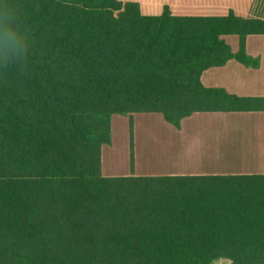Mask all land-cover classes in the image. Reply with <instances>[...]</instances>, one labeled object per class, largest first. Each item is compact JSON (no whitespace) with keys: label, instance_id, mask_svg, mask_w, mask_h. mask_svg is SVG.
<instances>
[{"label":"trees","instance_id":"1","mask_svg":"<svg viewBox=\"0 0 264 264\" xmlns=\"http://www.w3.org/2000/svg\"><path fill=\"white\" fill-rule=\"evenodd\" d=\"M251 35L264 20L233 12L0 0V264H264V175H102L115 115L264 112L202 82L255 63Z\"/></svg>","mask_w":264,"mask_h":264},{"label":"rangeland","instance_id":"2","mask_svg":"<svg viewBox=\"0 0 264 264\" xmlns=\"http://www.w3.org/2000/svg\"><path fill=\"white\" fill-rule=\"evenodd\" d=\"M235 38L238 40L237 36ZM226 118L192 116L183 119V132L179 133V128L166 122L162 114L136 119L115 115L112 118L114 143L105 146L103 154L105 167L127 173L134 171L135 163H138L137 169L148 168L155 172L179 168L210 173L239 171L252 163L250 159L255 160L254 153L250 156L248 150L244 154L228 150L235 149L246 138L249 140L251 135L255 136L257 126L253 121L237 122ZM214 264L232 262L220 259Z\"/></svg>","mask_w":264,"mask_h":264},{"label":"crops","instance_id":"3","mask_svg":"<svg viewBox=\"0 0 264 264\" xmlns=\"http://www.w3.org/2000/svg\"><path fill=\"white\" fill-rule=\"evenodd\" d=\"M123 2H136L140 4L143 15L161 16L165 7H169L175 16H226L233 12L237 16L246 19L264 20V0H121ZM148 5V6H147ZM225 41L232 47L233 52L239 50V38L235 36L225 37ZM247 54L255 63L244 64L235 59L228 61L224 66L213 67L204 71L202 82L208 88H223L230 94L241 97H264V35H251L247 38ZM151 114H135L133 119ZM210 115V117H224L234 119L237 122L253 121L256 126V135L250 139H244L235 149L240 154L250 152L255 155V160L250 159V165L242 167L239 171L229 173L205 172L200 170H187L184 168L153 171L152 169H137L138 163L134 164V171L125 172L118 169L105 167L102 147V175L106 178L117 177H165V176H207V175H264V112L246 113H198L194 118ZM190 116V117H192ZM198 116V117H197ZM189 118V117H187ZM226 118V119H227ZM186 119V118H185ZM167 122V121H166ZM179 133H182V126ZM114 132L112 126V133ZM254 133V131H253ZM252 134V133H251ZM114 136V134H113ZM114 140L109 145H113ZM248 150V151H247ZM189 153V150H188ZM248 160V161H250ZM118 171V172H117Z\"/></svg>","mask_w":264,"mask_h":264},{"label":"bare ground","instance_id":"4","mask_svg":"<svg viewBox=\"0 0 264 264\" xmlns=\"http://www.w3.org/2000/svg\"><path fill=\"white\" fill-rule=\"evenodd\" d=\"M218 145V143H216ZM222 158V157H221Z\"/></svg>","mask_w":264,"mask_h":264}]
</instances>
